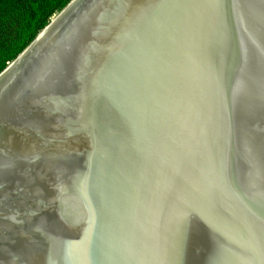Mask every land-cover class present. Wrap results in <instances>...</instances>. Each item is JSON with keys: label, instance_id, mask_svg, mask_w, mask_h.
I'll return each instance as SVG.
<instances>
[{"label": "water", "instance_id": "95a60500", "mask_svg": "<svg viewBox=\"0 0 264 264\" xmlns=\"http://www.w3.org/2000/svg\"><path fill=\"white\" fill-rule=\"evenodd\" d=\"M0 264H264V0H71L0 72Z\"/></svg>", "mask_w": 264, "mask_h": 264}, {"label": "trees", "instance_id": "16d2710c", "mask_svg": "<svg viewBox=\"0 0 264 264\" xmlns=\"http://www.w3.org/2000/svg\"><path fill=\"white\" fill-rule=\"evenodd\" d=\"M71 0H0V72Z\"/></svg>", "mask_w": 264, "mask_h": 264}]
</instances>
